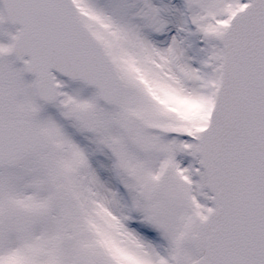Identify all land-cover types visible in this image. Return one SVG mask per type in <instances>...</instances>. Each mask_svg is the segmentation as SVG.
Masks as SVG:
<instances>
[{"label": "snow or ice", "instance_id": "6c2138e0", "mask_svg": "<svg viewBox=\"0 0 264 264\" xmlns=\"http://www.w3.org/2000/svg\"><path fill=\"white\" fill-rule=\"evenodd\" d=\"M0 264H264V0H0Z\"/></svg>", "mask_w": 264, "mask_h": 264}]
</instances>
